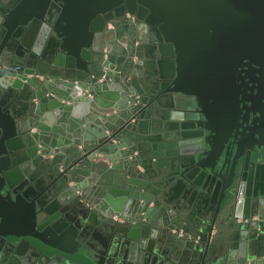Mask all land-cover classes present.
<instances>
[{"label": "water", "instance_id": "water-1", "mask_svg": "<svg viewBox=\"0 0 264 264\" xmlns=\"http://www.w3.org/2000/svg\"><path fill=\"white\" fill-rule=\"evenodd\" d=\"M113 1L0 0V264H264V0Z\"/></svg>", "mask_w": 264, "mask_h": 264}, {"label": "flooded vegetation", "instance_id": "flooded-vegetation-1", "mask_svg": "<svg viewBox=\"0 0 264 264\" xmlns=\"http://www.w3.org/2000/svg\"><path fill=\"white\" fill-rule=\"evenodd\" d=\"M16 3L17 2L14 3V8L20 4ZM6 9L11 10L12 7L7 6ZM102 14H105L104 36L107 37L108 40L122 42L120 39L123 34L120 32L128 24L136 26L139 30H143L139 19L126 9L124 0L111 2ZM140 33L146 37V40L149 39L148 42L150 46L155 42V37L150 29H148L146 33L142 31ZM108 40H106V42H108ZM236 82L239 107H243L242 112L246 111L244 118L248 119V121L251 119L254 121L259 120L258 113L255 111L260 109L264 114V72H260L257 66L253 65L251 61L244 59L240 62ZM230 137L231 136H229L228 140H230ZM96 203L97 202L94 200L90 204L96 206ZM179 233H181V231Z\"/></svg>", "mask_w": 264, "mask_h": 264}, {"label": "crops", "instance_id": "crops-1", "mask_svg": "<svg viewBox=\"0 0 264 264\" xmlns=\"http://www.w3.org/2000/svg\"><path fill=\"white\" fill-rule=\"evenodd\" d=\"M102 100L107 102V99H105V98H103ZM99 166H100V164L97 163L94 167H99ZM94 173H96V169L95 170H91V172L86 177L92 178Z\"/></svg>", "mask_w": 264, "mask_h": 264}]
</instances>
